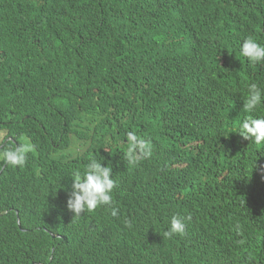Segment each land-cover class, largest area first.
Instances as JSON below:
<instances>
[{"label":"trees","instance_id":"trees-1","mask_svg":"<svg viewBox=\"0 0 264 264\" xmlns=\"http://www.w3.org/2000/svg\"><path fill=\"white\" fill-rule=\"evenodd\" d=\"M206 13L264 44V0H0V142L35 145L0 162V264H264V146L233 134L264 118L243 109L264 63L213 66L233 30ZM129 131L152 144L135 165ZM93 156L115 217L67 210Z\"/></svg>","mask_w":264,"mask_h":264},{"label":"clouds","instance_id":"clouds-1","mask_svg":"<svg viewBox=\"0 0 264 264\" xmlns=\"http://www.w3.org/2000/svg\"><path fill=\"white\" fill-rule=\"evenodd\" d=\"M228 22L224 17L212 16L209 13L203 18L220 19L221 22L232 27L230 43L223 50L215 63H211L216 68H222L228 63L240 64L243 61L249 66H256L264 63V44L259 43L262 29L255 27L250 22V15L246 18H235V15L227 16ZM257 29L253 32L251 30ZM249 31V34H248ZM255 35H257L255 37ZM239 39V40H238ZM206 83L210 78L206 73ZM264 104V89L257 83H251L247 87L243 109L247 113H253L258 107ZM233 134H237L242 140L251 142L257 147L264 146V118H253L249 115L239 122ZM3 138V134L0 141ZM7 141V147L4 143ZM121 143L126 144V151L123 153L128 164L135 165L141 160L149 159L152 156V144L149 140L137 135L134 131H129L126 138ZM35 149V145L25 139L19 144H14L11 138H5L0 142V162L5 166L13 168L23 167L28 159V155ZM71 193L66 202L67 210L74 215L81 212L93 213L100 209H109L113 217L117 216V209L112 207L113 190L116 181L112 178V167L110 164L102 166V158L93 156L83 170H76L71 176ZM185 231L184 219L173 216L164 235L171 238L182 234ZM32 264H35L34 262Z\"/></svg>","mask_w":264,"mask_h":264},{"label":"rangeland","instance_id":"rangeland-1","mask_svg":"<svg viewBox=\"0 0 264 264\" xmlns=\"http://www.w3.org/2000/svg\"><path fill=\"white\" fill-rule=\"evenodd\" d=\"M1 137H2V135H1Z\"/></svg>","mask_w":264,"mask_h":264}]
</instances>
